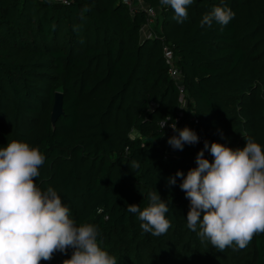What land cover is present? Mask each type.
<instances>
[{"label": "trees", "instance_id": "obj_1", "mask_svg": "<svg viewBox=\"0 0 264 264\" xmlns=\"http://www.w3.org/2000/svg\"><path fill=\"white\" fill-rule=\"evenodd\" d=\"M0 0V147L12 141L45 156L34 183L52 187L77 225L97 226V242L117 264H264V233L244 249L224 251L187 228L190 201L178 171L197 167L213 142L233 149L252 138L264 149V0H193L188 19L159 0ZM235 12L226 26H200L216 7ZM147 8L154 10L149 23ZM148 24V35L142 29ZM180 72L187 109L174 122L179 90L164 57ZM63 114H50L55 92ZM193 116V119H191ZM188 127L194 145L168 139ZM135 133V135H133ZM205 158L212 161L210 151ZM157 191L168 202L167 233L140 227L141 210ZM203 214L201 216V219ZM72 248L40 264H63Z\"/></svg>", "mask_w": 264, "mask_h": 264}, {"label": "clouds", "instance_id": "obj_2", "mask_svg": "<svg viewBox=\"0 0 264 264\" xmlns=\"http://www.w3.org/2000/svg\"><path fill=\"white\" fill-rule=\"evenodd\" d=\"M161 6L174 11L173 19H188L193 0H159ZM235 12L228 7H214L206 13L200 26L228 25ZM177 130L176 124L171 126ZM246 146L233 149L218 142H205L197 157V167L185 176L178 171L169 184L182 178L180 188L190 201L187 228L196 231L201 241L224 251L235 244L244 249L254 235L264 233V149L252 138ZM199 142L198 134L185 127L168 139L174 149ZM210 151L212 161L205 158ZM45 156L38 147L12 141L0 147V264H40L56 251H74L63 264H117L116 258L102 250L97 242L99 230L92 224L77 225L70 208L52 187L41 191L34 183ZM150 204L141 210L130 204L127 211L142 221L140 227L153 236L167 233L171 221L168 202L155 191L149 193ZM203 217L201 219V216Z\"/></svg>", "mask_w": 264, "mask_h": 264}, {"label": "built area", "instance_id": "obj_3", "mask_svg": "<svg viewBox=\"0 0 264 264\" xmlns=\"http://www.w3.org/2000/svg\"><path fill=\"white\" fill-rule=\"evenodd\" d=\"M123 3H125L126 5L129 6L130 9H134L136 7H143L141 2L136 1V0H122ZM147 13H148V22L150 23L153 18H154V10L151 8H147ZM144 27L148 28V24ZM164 57L166 62L169 65V74L171 75V77L175 80L177 86H178V90H179V107L178 110L176 112V116L174 117V122L171 123H166L165 121H162L160 123V127L162 128H167L169 130V132H173V128L171 127L172 125L177 124L184 116V111L187 109V100L185 97V93H184V87H183V83H182V78L180 76V72L178 71V69L175 67L174 65V57H173V53L172 51L168 48L165 47L164 48ZM191 119H193V116H191Z\"/></svg>", "mask_w": 264, "mask_h": 264}, {"label": "water", "instance_id": "obj_4", "mask_svg": "<svg viewBox=\"0 0 264 264\" xmlns=\"http://www.w3.org/2000/svg\"><path fill=\"white\" fill-rule=\"evenodd\" d=\"M63 114V106H62V93L57 91L54 93L53 104L51 108L50 121L51 124L54 125L59 116Z\"/></svg>", "mask_w": 264, "mask_h": 264}, {"label": "crops", "instance_id": "obj_5", "mask_svg": "<svg viewBox=\"0 0 264 264\" xmlns=\"http://www.w3.org/2000/svg\"><path fill=\"white\" fill-rule=\"evenodd\" d=\"M143 30L145 31V35H146V34L148 35L149 31H148L147 27H143L142 32H143ZM147 35H146V36H147Z\"/></svg>", "mask_w": 264, "mask_h": 264}, {"label": "rangeland", "instance_id": "obj_6", "mask_svg": "<svg viewBox=\"0 0 264 264\" xmlns=\"http://www.w3.org/2000/svg\"><path fill=\"white\" fill-rule=\"evenodd\" d=\"M142 35H145V31L143 30V32H142ZM147 35V34H146ZM133 135H135V133L133 134Z\"/></svg>", "mask_w": 264, "mask_h": 264}]
</instances>
